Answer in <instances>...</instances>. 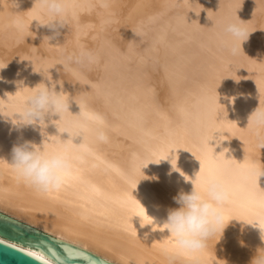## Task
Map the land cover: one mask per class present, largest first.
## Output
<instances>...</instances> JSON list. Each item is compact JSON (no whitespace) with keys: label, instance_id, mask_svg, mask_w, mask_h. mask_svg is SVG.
<instances>
[{"label":"bare ground","instance_id":"bare-ground-1","mask_svg":"<svg viewBox=\"0 0 264 264\" xmlns=\"http://www.w3.org/2000/svg\"><path fill=\"white\" fill-rule=\"evenodd\" d=\"M34 4L17 0L14 11L12 0H0V111L14 116L34 87L61 82L56 91L70 97V111L52 119L72 136L51 123L45 138L39 126L13 130L0 116V212L114 264H168L160 248L174 243L170 233L163 225L141 227L128 209L138 206L162 224L180 207L174 198L193 188L178 172L169 175L170 160L163 159L171 157L192 179L201 167L196 155L200 180L217 177L228 191L220 207L229 224L203 252L178 255L174 264H251L264 241L235 218L264 221V175L257 179L264 148L248 125L264 109V0H109L106 8L98 0H69L70 26L59 35L32 22L45 19ZM13 16L25 19L30 36L10 27ZM228 22L250 32L237 55L221 45ZM81 47L100 56L77 69L83 84L57 64ZM73 97L102 117L107 142L97 139L98 125L79 115ZM217 130L226 131L219 146ZM24 141L67 155L71 167L60 190L38 194L17 179L12 149Z\"/></svg>","mask_w":264,"mask_h":264},{"label":"clouds","instance_id":"clouds-1","mask_svg":"<svg viewBox=\"0 0 264 264\" xmlns=\"http://www.w3.org/2000/svg\"><path fill=\"white\" fill-rule=\"evenodd\" d=\"M98 2L101 7H108L109 0H98ZM12 6L13 10L17 7V0H12ZM34 7H39L45 16L43 20L39 17L32 20V22L34 20L38 22L37 27L46 26L52 29L56 35H59V29L64 26H70L69 0H35ZM196 14L199 15V13ZM208 18L211 20L209 16ZM214 23L216 21H213ZM10 27L18 34L30 36L28 34L29 25L23 17H10ZM222 31L229 39H222L221 45L232 55L238 54L240 44L246 42L250 36L248 29L239 22L225 23ZM135 34L138 37L140 36V33L135 32ZM45 38L51 39V37ZM31 62L34 65L33 70L35 72L42 73L49 81L52 80V76L46 75L43 70L37 71L34 62ZM99 62L100 56L97 52L81 47L67 54L57 64L63 65V72L68 77H72L70 80L73 83L79 82L83 84L81 79L83 73L81 71L78 74L77 69H87ZM56 83L61 82H53L51 87L45 84L43 87L40 84L37 85L33 88L34 91L25 99L23 108L16 111L14 116H10L4 111H0V116H3L6 121H10L13 130H19L27 126H39L41 134L45 138V125L48 127L51 123L56 125L59 133H69L72 136V132L69 129L61 128L56 123V121L63 119L65 112L70 111L71 103L70 97L68 99L65 98L63 90L60 92L56 91ZM22 87L21 85L20 88ZM6 95L7 99H10L8 94ZM72 99L80 107L79 115L83 119L98 125L96 129L97 139L101 142H107L108 136L102 128V117L86 112L79 101L74 97ZM57 115L60 117L58 120L52 119ZM248 125L253 126L258 147L260 149L264 148V109L258 107L250 115ZM225 132L217 130L216 133H219V137H215L217 146L226 140L222 138V136H225ZM195 157L201 162V170L203 162L196 155ZM163 160H170L171 170L169 175L172 172H178L185 182L190 181L192 183V190L190 192L181 191L174 198L180 207L170 210L167 219L162 224L155 222L154 217L148 215V213L147 216L153 219H146L144 211L138 206L134 205L128 210L131 212L132 218H140L141 227L151 225L152 230L155 231L158 228H155L154 225H163V230H167L170 233L169 236L173 238L174 243L171 246L165 244L160 248V252L168 264H174L178 255H196L201 253L207 248L209 240L214 239L218 234L222 233L223 235L229 223L225 226L224 214L220 206L227 201L229 194L223 181L219 178L210 176L206 180L201 181L199 170L194 178L189 179V176L179 168L178 162L173 164L171 157ZM11 165L17 179L38 194H48L60 190L68 178L71 167L69 158L65 153L49 151L44 142L42 145H37L31 141H24L13 146ZM262 175H264V169L258 171V181ZM235 219L241 222L242 227L251 226L258 229L260 238L264 241V221L257 219L248 222ZM251 264H264V249L258 252Z\"/></svg>","mask_w":264,"mask_h":264},{"label":"water","instance_id":"water-1","mask_svg":"<svg viewBox=\"0 0 264 264\" xmlns=\"http://www.w3.org/2000/svg\"><path fill=\"white\" fill-rule=\"evenodd\" d=\"M0 236L36 249L61 264H114L29 224L0 212ZM18 246L0 239V264H45ZM47 264H52L47 261Z\"/></svg>","mask_w":264,"mask_h":264},{"label":"snow or ice","instance_id":"snow-or-ice-1","mask_svg":"<svg viewBox=\"0 0 264 264\" xmlns=\"http://www.w3.org/2000/svg\"><path fill=\"white\" fill-rule=\"evenodd\" d=\"M31 255L35 256V253H31ZM39 259H43L42 257H39ZM45 264H47V261L45 262Z\"/></svg>","mask_w":264,"mask_h":264}]
</instances>
